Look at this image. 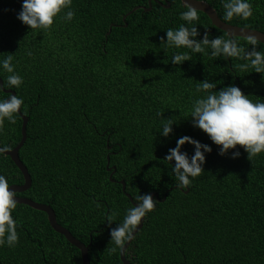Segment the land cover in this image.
Listing matches in <instances>:
<instances>
[{
	"label": "trees",
	"instance_id": "trees-1",
	"mask_svg": "<svg viewBox=\"0 0 264 264\" xmlns=\"http://www.w3.org/2000/svg\"><path fill=\"white\" fill-rule=\"evenodd\" d=\"M149 1L72 0L71 22L57 18L47 30H32L17 18L22 0H0V59L14 55L23 83L10 89L23 99L21 113L28 118L19 155L32 186L16 195L50 205L57 221L89 246L91 264H123L119 249L107 250L114 247L111 228L134 206L121 181L134 201L153 192L166 197L156 200L128 248L132 264H264V153L250 159L238 145L220 155V146L190 118L192 102L205 94L197 92L198 82L216 83L209 92L235 84L255 102L264 99V74L242 69L246 61L238 57L162 45L167 29L186 24L180 0H167L170 8L152 2L150 11L139 9L124 21L134 8H149ZM202 1L227 24L264 33V0H250L251 17L232 20L224 19L222 0ZM198 17L201 35L230 38L206 14L198 11ZM235 39L245 51L253 47L249 39ZM254 47L264 51L259 41ZM178 51L188 52L190 60L174 65L171 56ZM8 75L0 68L1 79ZM6 98L0 91V99ZM157 113L176 121L169 137L159 132ZM14 121H0L5 150L22 139L19 113ZM185 135L212 151L205 153L204 172L177 188L163 159ZM183 151L191 156L194 146L186 144ZM0 174L9 186L24 183L2 153ZM12 215L19 242L0 247V264H83L80 251L51 227L46 213L17 204Z\"/></svg>",
	"mask_w": 264,
	"mask_h": 264
},
{
	"label": "clouds",
	"instance_id": "clouds-1",
	"mask_svg": "<svg viewBox=\"0 0 264 264\" xmlns=\"http://www.w3.org/2000/svg\"><path fill=\"white\" fill-rule=\"evenodd\" d=\"M201 2L202 0H196V3ZM222 3L225 20H232L234 17L247 19L253 15L250 0H222ZM71 4L72 0H22V9L17 18L32 30H47L57 18H63L66 22L73 20L76 13ZM185 7L186 10L180 13V18L186 24H181L176 29H167L166 40L161 38L162 45L166 48H186L193 53H204L211 57H238L246 61L240 65L242 69L251 67L254 72L264 74V51L254 47L258 37H249L253 47L245 51L235 38L226 39L220 35L210 38L207 31L201 35L194 23L199 19L198 8L189 0H185ZM209 48L210 53L206 51ZM28 54L31 55L30 52ZM13 59L14 55L11 53L0 59V68L9 73L6 81L2 79L0 91L18 88L23 83V77L14 69ZM189 60L188 52L178 51L171 56L174 65ZM215 88L216 83L208 80L197 83V92L203 91L205 94L192 102L190 118L193 126L203 130L214 144L220 146V155L228 154L230 149H236L238 145L244 148L250 159L264 153V99L252 101L235 84L219 91H208ZM23 104L21 97L9 92L6 99H0V121L7 119L14 123V116L19 113ZM157 115L161 122L159 132L164 137H169L173 134L176 121L174 118L161 119V113ZM186 144L194 146L191 156L183 151ZM211 151L209 145L202 144L190 136L185 135L177 139L176 147L170 148L163 159L164 164L170 168L169 175L174 177L177 188L189 186L192 179L204 172L205 153ZM239 155V151L233 153L234 158ZM135 201L134 206L126 209L122 222L111 228L110 244L114 247L107 250L123 251L135 238L137 227L141 225L143 218L157 206V201L150 193L137 195ZM16 206L15 192L10 189L8 179L0 174V247H15L19 242L17 221L12 215ZM107 223L110 226L113 223L112 214L107 216Z\"/></svg>",
	"mask_w": 264,
	"mask_h": 264
},
{
	"label": "water",
	"instance_id": "water-1",
	"mask_svg": "<svg viewBox=\"0 0 264 264\" xmlns=\"http://www.w3.org/2000/svg\"><path fill=\"white\" fill-rule=\"evenodd\" d=\"M180 1L182 3V6L185 7V0H180ZM152 2H157L160 5H163L165 8H170V6H171L167 0H163V3L165 2L164 4L160 0H150L149 1V8H146V7L134 8L128 15L125 16L124 21L126 20V18L129 15H131L133 12H135L139 9H143L145 11H150L152 9ZM189 2L193 3L194 6L198 8L199 12L206 14L209 17V19L211 20L212 24L215 27H217L218 29L226 32L230 38L240 37V38H244V39H249L250 36H256V37H258L257 41L264 44V33L263 32L227 24L226 22L221 20V18L219 17V15L215 11V9L209 3L205 2V1H202L201 3H196V0H189ZM125 26H127V24ZM111 28H112V26H111ZM111 28H110V31L108 32V35L111 33ZM2 83H3V81L0 78V84H2ZM3 91L6 94H8L9 92H11L12 94H16L15 91H13L11 89H5ZM19 114L21 115V117L23 119L22 139H21L20 143L12 150H5L0 146V149L3 150V151H0V153L9 156L12 159V161L16 164V166L19 168V170L21 171V173L24 177V183L23 184L10 186V189L15 192V199L17 200V204L27 205V206L31 207L32 209L46 213L51 227L57 233L62 234L69 243H71L73 246H75L80 251L83 264H91L90 258H89V246L85 245L82 241L77 239L66 227H64L63 225H61L57 221L56 213L50 205H47L44 203H39V202H36L32 199H29L26 197H20V196L16 195V194L25 193L32 186L31 175L29 174L27 167L21 161L20 155H19L21 148L24 146V144L27 140L28 118L22 115L21 110L19 111ZM107 170L112 172L110 179L115 182V180L112 179V176L115 174L116 168L110 167V158L109 157H108V163H107ZM120 183L122 184L123 192L126 194V196L129 198V200L134 205L135 201H134L133 197L129 193L126 192L125 181H121ZM186 192H188V191H186ZM151 194H152L154 200H158V201H162V202L165 201L166 197L161 200L157 193L153 192ZM144 222H145V218H143L141 225H139L137 227V231L135 233V236L142 229ZM132 241L125 246V249L123 251L120 252V256H121V260H122L123 264H132L131 261L128 260L126 257V252H127L128 248L130 247Z\"/></svg>",
	"mask_w": 264,
	"mask_h": 264
}]
</instances>
